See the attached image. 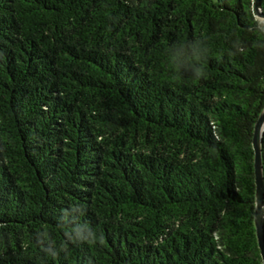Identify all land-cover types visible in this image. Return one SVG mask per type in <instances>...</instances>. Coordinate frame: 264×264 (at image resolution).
Wrapping results in <instances>:
<instances>
[{
  "label": "trees",
  "instance_id": "obj_1",
  "mask_svg": "<svg viewBox=\"0 0 264 264\" xmlns=\"http://www.w3.org/2000/svg\"><path fill=\"white\" fill-rule=\"evenodd\" d=\"M251 2L0 0V264H261Z\"/></svg>",
  "mask_w": 264,
  "mask_h": 264
},
{
  "label": "water",
  "instance_id": "obj_2",
  "mask_svg": "<svg viewBox=\"0 0 264 264\" xmlns=\"http://www.w3.org/2000/svg\"><path fill=\"white\" fill-rule=\"evenodd\" d=\"M262 0H252V14L264 26ZM264 139V108L262 109L253 129V170H254V217L253 223L261 264H264V167L262 146Z\"/></svg>",
  "mask_w": 264,
  "mask_h": 264
},
{
  "label": "clouds",
  "instance_id": "obj_3",
  "mask_svg": "<svg viewBox=\"0 0 264 264\" xmlns=\"http://www.w3.org/2000/svg\"><path fill=\"white\" fill-rule=\"evenodd\" d=\"M193 59H195L197 62L200 60V55L198 53H196L195 50L193 53ZM193 72H194L196 78H200L201 76L204 75V69L202 66L201 67H193Z\"/></svg>",
  "mask_w": 264,
  "mask_h": 264
}]
</instances>
